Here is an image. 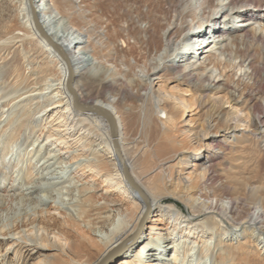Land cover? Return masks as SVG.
<instances>
[{
	"label": "bare ground",
	"instance_id": "6f19581e",
	"mask_svg": "<svg viewBox=\"0 0 264 264\" xmlns=\"http://www.w3.org/2000/svg\"><path fill=\"white\" fill-rule=\"evenodd\" d=\"M82 1L0 0V264H264V0Z\"/></svg>",
	"mask_w": 264,
	"mask_h": 264
},
{
	"label": "rangeland",
	"instance_id": "374dc122",
	"mask_svg": "<svg viewBox=\"0 0 264 264\" xmlns=\"http://www.w3.org/2000/svg\"><path fill=\"white\" fill-rule=\"evenodd\" d=\"M123 1H126V0H123ZM3 2V1H1ZM0 2V3H1ZM83 3L86 4V8L90 9L91 10V14H90V17L93 19V27H95L94 29L95 30H103V33L104 35L108 33L107 30L112 31L114 32L120 25H123L124 23L123 22H120L118 19V8L119 6L121 7V3L122 0H83L82 1ZM40 4V3H39ZM1 10V8H0ZM89 10V11H90ZM0 14H2V11H0ZM125 25V24H124ZM95 30H93V32H95ZM111 37V35H110ZM111 40L113 42H116L115 40V37L112 36L111 37ZM98 50H101L100 48L96 47L95 48V51ZM100 51L98 52L97 55H100ZM204 55H207V53H205ZM28 70V71H27ZM29 72V69H26V72L27 74ZM238 75V74H237ZM237 75L234 76V81L237 79ZM40 141V140H39ZM39 141L36 142L37 144L34 143V140H31L29 141V143L26 145L27 147L23 150V152L27 151V152H30V155L34 154L36 150L40 149L41 152L38 157L37 156H33L32 157V161L33 162H37L38 160L42 161V159H46V157H48V151H50L49 149H44V147L42 146V143L39 144ZM35 144V145H34ZM34 146V147H33ZM17 154V153H16ZM27 156H25V159H26ZM56 159L55 157L53 158V160ZM17 160L15 159L14 162H16ZM24 163L21 162L19 164V167L23 168ZM60 166H65L64 164H58V163H55L54 164V167L56 169L57 172H62V175H64L65 177L69 175V172H68V169H62L61 171L58 169V167ZM16 174V172H14V175ZM59 173H57L56 175H58ZM48 177V176H46ZM53 182V181H61V179L59 178H55V179H49L48 182ZM11 182V179L10 178H7V180L5 181V184H10ZM21 180L18 179V181H16L15 183H20ZM29 185H34V183H31ZM41 186V185H40ZM47 186H50V185H47ZM43 195V194H41ZM114 226H117V221L115 220V224Z\"/></svg>",
	"mask_w": 264,
	"mask_h": 264
},
{
	"label": "water",
	"instance_id": "95a60500",
	"mask_svg": "<svg viewBox=\"0 0 264 264\" xmlns=\"http://www.w3.org/2000/svg\"><path fill=\"white\" fill-rule=\"evenodd\" d=\"M33 12H34V10H33ZM34 21H35V25H36V27L39 29L40 33H41L42 35L45 36L44 31H43L42 29L39 28V25H38V23H37V19H36L35 16H34ZM48 41L52 44V41H51V40L48 39ZM52 46L58 51V53H60V55H61L63 58H65L64 53L62 52L61 48H60L58 45L52 44ZM65 59H66V58H65ZM68 64H69V63H68ZM70 76H71V74H70ZM68 87H69V89H71L70 82H68ZM71 91H72V90H71ZM73 96H74V100H75V104H76V96L74 95V93H73ZM102 111H103V110H102ZM104 111H105V110H104ZM104 114L107 116V118H108V120H109V122H110L111 132H112V134H114V133H115V124H114L113 118H112V117H111L106 111L104 112ZM113 144H114V148H115L116 152L118 153L119 151H118L117 140H116V139L113 140Z\"/></svg>",
	"mask_w": 264,
	"mask_h": 264
}]
</instances>
